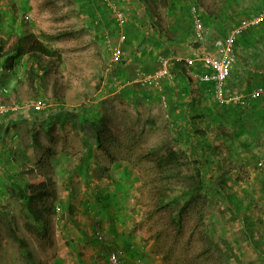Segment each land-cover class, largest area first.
<instances>
[{
    "label": "rangeland",
    "instance_id": "1",
    "mask_svg": "<svg viewBox=\"0 0 264 264\" xmlns=\"http://www.w3.org/2000/svg\"><path fill=\"white\" fill-rule=\"evenodd\" d=\"M211 1L205 0L208 4L207 8H214L211 5L213 3L210 4ZM261 1L247 0V2L253 3L254 8L250 16L263 10L264 6L261 5ZM218 4L220 8H229L228 0L225 4L220 1ZM238 5H241V2ZM89 8L90 4L85 0H0V39L3 40L5 49L11 45L21 28L25 32H32L38 36L39 34L54 35L59 32L69 33V37L59 40L47 41L40 37L39 40L51 49L60 52L62 61L56 63L52 78L60 83L65 96L78 100L76 104L92 102L93 96L100 97L98 93L106 69L103 67L106 59L102 56L101 46L91 43L86 32L89 18H91ZM22 24L24 25L22 26ZM214 24L206 25V47L213 39L224 36L223 33L215 30ZM242 61H244L243 56L238 55V63H243ZM17 68V74L21 76L29 74L25 61L20 62ZM14 77L17 78L15 75ZM253 77L250 79L256 80L257 83L264 86V76ZM29 78L28 75V80ZM4 80L5 76H0V87L7 90V95L8 89L5 84H2ZM244 84L242 86L246 88L253 85V82L245 81ZM234 86L235 83H228L229 90L236 91ZM39 87L41 88L39 97L35 96L34 98L52 100L50 84L43 88L42 82H40ZM29 100L34 101L33 99ZM212 101L215 105H219L213 99ZM25 103L27 102L23 101L22 106H25ZM2 104L4 103L2 102ZM94 105L99 114L109 110L106 119L111 138L107 139L106 146L118 162L110 163L108 157L95 147L94 131L86 124H82L79 131L76 129L79 135L78 132H74L76 133L74 135L71 130L65 129L64 139L62 134L56 130L50 137L53 136V139L48 138L42 132L41 141L44 144H49L54 151L48 162L47 170L50 179L55 184L57 194L53 203V213L49 216L52 227L51 241L34 239V235L27 234L24 227L26 218L20 208V200L8 193L2 194L0 195V250L3 245L8 260L4 253H1L0 264H54L55 261L57 264H72V259L69 256L70 250L64 259L60 257V252L66 248L65 241L60 237L59 229L64 219H68L64 224L69 237L70 235H79L78 232L82 229L78 227L81 226L91 230L90 223L93 221L101 223L100 218L110 222L109 218L114 217V214L122 224L118 229L123 232L131 230L132 225L142 217H148L151 208L148 204V187L141 188V175L143 172L147 173L144 171L146 165L141 163L134 167L124 158L128 156L135 160L143 150L155 146H161V151H164L165 148L180 151L182 141L178 139L175 141V136L172 135V139H169L170 132L163 125V116L158 115L162 109L164 110L163 107L156 110V115L152 110H147L138 111L139 113L134 116L133 106L126 102L118 105L115 101L99 100L98 98V101L94 100ZM134 107L139 110L144 109V107L140 108V104H136ZM116 111H121V113L115 115ZM60 112L56 116L61 117L60 121L71 122L78 126V112L72 114L68 111ZM257 121L253 122L254 128H258L257 136L254 139L258 145H255L252 152L254 160L247 153V143L246 150L242 148L245 144V137L244 134L242 137L239 136L243 132L238 131V134L234 135V131L226 123L223 126L219 122L213 123L211 116L205 122L208 124L207 134H209L211 144H221L219 150L223 157L220 164L222 170H227L226 177L229 179L227 192L230 194L231 204L234 206V203L240 210L250 213L256 222V227H253L256 239L259 238L260 245L264 246V176H261L254 167L256 159L264 160V155L260 154L264 148V144H260V141L264 143V136L260 140V135H263L262 124ZM47 124H49L48 121H46ZM172 133L175 135L174 132ZM82 138L86 141L87 146L82 144ZM184 152L185 162L180 167L183 179L181 177L180 182L173 188V195L189 186L191 180L188 175L194 172L192 161L187 159L186 162V158L191 156L189 147ZM217 155L219 156V154ZM81 157H88L89 164L86 168H77ZM217 164L215 163V166ZM102 169H107V172L104 173ZM99 176L100 179H98ZM64 188L69 190L64 192ZM204 194L205 192L201 193L200 197L183 215L180 234L176 232L177 229L173 226L168 215H150L146 225L133 232L136 237L135 241L139 242L135 249L137 253L134 257V264H211L210 261H193L203 247L200 235L202 228L208 230L209 238L219 247L224 248L225 245H229L242 260L254 259L253 250L249 248V244L238 232L239 222L231 221L228 218L229 214L223 209V201L215 195L204 196ZM172 203L174 204V200ZM95 207L101 214H99L100 216L94 213ZM199 209L203 214L201 219L197 213ZM4 214L8 215V219ZM7 221L17 228L28 243L32 253L29 260L23 259L16 243L7 237L9 235ZM99 223L92 226L95 227ZM120 248L122 247L120 246Z\"/></svg>",
    "mask_w": 264,
    "mask_h": 264
},
{
    "label": "crops",
    "instance_id": "2",
    "mask_svg": "<svg viewBox=\"0 0 264 264\" xmlns=\"http://www.w3.org/2000/svg\"><path fill=\"white\" fill-rule=\"evenodd\" d=\"M85 1L90 4L89 11L91 15L88 29L86 28L87 35L91 43L101 46L104 53V55L102 53V56L106 59V62L103 63V67L106 69L105 73H103L102 85L98 93L100 100L108 99V101H115L118 105L126 102L133 106L134 116L139 113L138 111L147 110H152L154 115H156V110L159 107H163L164 110L162 109L158 115L163 116V125L170 132L169 139L175 136V141L177 139L182 141V146L180 147L182 152L187 150L188 144L190 145L193 139L196 140L203 137L209 140V134H207L208 124L205 121L209 120L211 114L214 116L215 103L211 99L208 87L194 79V75L204 69L198 64L189 63L202 50H206L205 41L199 44L193 37L192 14L190 13V7H193L192 1L111 0L114 6L125 15V24L121 28L115 26L113 14L104 7L100 0ZM219 1L223 4L226 2V0H212L210 4L213 3L211 5L214 8H207L208 4L206 2L209 1L197 0V3H195L205 29V38L206 25L208 26V24H214L215 22V30L225 35L228 30L233 28L235 23L237 24L240 20L250 17V14L254 11L253 3L247 2V0H228L229 8H220ZM240 2L241 5H238ZM261 5L264 6V0L261 1ZM233 14L239 15L238 17H232ZM227 16L234 18V23H231L232 26L230 28L228 26L225 27ZM237 18H239L238 21H236ZM250 27L245 38L239 37L235 43L236 63L228 79V83H235L234 89L239 93L241 92V94H246L252 88L258 86L256 80L250 79V77L264 76V73L262 75L258 74V70L264 71V22ZM120 33L125 37V40L120 43V61L116 65H111L109 53L102 41L104 37H108L111 42L117 43ZM238 55L243 56V63H238ZM159 56H171L174 58V61L169 65L170 77L162 78L158 88H141L134 84L133 80L137 71L147 74L157 72L160 68ZM22 61L24 62L25 60L22 59ZM177 67L182 68L184 71L180 72ZM17 70L18 68L15 67L13 71L5 75V80L2 83L8 89V94L4 96L2 102L6 105H14L17 109L7 115L0 116V195L7 194L8 190H10L9 182L7 181L8 177H13L11 179L16 184L13 190H16L18 189L17 186L23 187L29 179L36 175V170L32 171V164L25 161L23 154L30 143L32 129L34 128L33 131H40L39 136L42 139L41 133H45L47 128H49L45 122L48 114L47 110H32L22 106L23 101H26V99H45L34 98L35 89L37 88L34 84L35 82L29 84L28 75L21 76L17 74ZM187 76L191 77L194 83L198 85V87L194 85L193 96L191 95ZM245 81H252L253 85L245 88L242 86ZM136 104H140V108L144 107V109H136L134 107ZM225 106L228 107L229 111L231 106L229 104ZM251 108L252 106L247 104L243 109L244 126L235 125L232 128V131L243 132L242 134L240 133L239 137L244 134V147H246L247 143L250 153L253 152L255 145H258L257 142H254L251 135L253 123ZM63 109L65 110L66 108H63L62 105H56L54 111L57 114L61 113L60 111H64ZM75 112H77L75 109L68 110V113L71 114ZM107 112L103 113V115L106 114L107 116L109 114ZM114 113L118 115L121 111ZM60 125H64V128L72 131L74 123L64 122L63 124H58L56 125V132L60 131ZM259 138L262 140L263 135H260ZM260 144L264 143L260 141ZM260 154L264 155V148ZM13 190L8 194L12 195V193H15ZM12 196L15 197L14 194ZM96 210L97 207L93 210L94 213L99 215L100 213L98 210L96 212ZM115 216L116 214H114V217L109 218L110 222L103 221L101 218V223H94L93 221V224L91 222V230L82 226L78 227L82 229L78 232L79 235H70L69 237L67 227L64 224L67 220L62 221L63 224L59 226L60 237L68 243L63 250H67V255L70 250L69 256L72 259V264H109L108 254L112 248L122 249V252L125 250L123 253L124 264H134V257L137 253L135 249L138 247L137 244L139 242L135 241L136 237L133 233H130V230L123 232V230L118 229L122 224ZM25 218L24 226L29 224L40 228L31 219L26 216ZM102 222L104 223L102 224ZM96 223L99 224L95 227L92 226ZM68 228L70 227L68 226ZM98 228L104 232L107 245L97 240L95 232ZM25 232L30 234L27 231ZM9 239L11 238L9 237ZM34 239L38 238L35 236ZM4 241L6 242V240ZM62 251L60 252L61 254ZM1 253H4L6 258L3 245L0 255H2ZM6 259L8 260V258ZM54 264H57V261Z\"/></svg>",
    "mask_w": 264,
    "mask_h": 264
},
{
    "label": "trees",
    "instance_id": "3",
    "mask_svg": "<svg viewBox=\"0 0 264 264\" xmlns=\"http://www.w3.org/2000/svg\"><path fill=\"white\" fill-rule=\"evenodd\" d=\"M191 1L192 5L196 8L197 5L195 3H197V0ZM259 12L260 11L257 13ZM238 15L239 14H233L232 17H238ZM227 17L228 18L225 19V27L228 26V28H230L232 26L231 23H234V18H229L231 16ZM238 20L239 18L236 19V21ZM242 20H240V22ZM24 21L21 22L24 23ZM237 24L235 23L233 27H235ZM23 25L24 24H22V26ZM248 30L249 28L243 31L240 35V38H245ZM69 36L70 35L67 32H59L54 35L39 34L38 36L32 32H25L21 28L7 49L4 48V42L2 39H0V76L4 77L13 71L14 68L19 65L21 60L24 59L29 70V84L35 82V86L37 87L38 85L40 86V82H42L43 88H46L48 84L51 86L49 88L51 89L52 100L45 99V104L47 107L42 109L48 110L45 122L48 120L49 124H47V126H49V128H47L45 132L46 136L50 138L56 129V125L64 123L63 121H60V117H56L57 114L54 111L56 105H62L63 108H66V111L75 109L79 113V127L75 126V124L73 125V134L76 135L79 129L82 128V124H86L88 128L93 129L94 131L93 139L95 147L108 157L110 163H116L118 161L113 158L111 152H109V149L106 146L107 139L111 138L108 122L106 119L107 116L99 114L95 108V105L93 106L94 100L98 101V98L100 100V97L96 95L98 98H95V96H93L91 100L92 102H88L91 104L83 102H81V104H76L78 100L76 98H69L65 96V94L62 92L60 83H58L55 79L53 80L52 78L53 74L55 73L56 63H61L62 61L61 54L59 51L51 49L42 41H40L39 37L47 41H54ZM177 68H179L180 72L184 71L180 67ZM187 80L190 86L191 95L193 96L195 91L194 85L196 87H198V85L194 83L193 79L189 76H187ZM257 85L261 86L262 84L257 83ZM39 86L38 89H35V93L37 94H35V96H38V94L41 92V88ZM206 86L209 90V86ZM5 95L6 94L0 95V104L4 106H6V104H2V101ZM29 101L31 100H26L24 102ZM247 104L252 106L251 109L253 122L258 120L257 122L262 124L261 131H263L264 136V97H260L257 100L248 101L245 106L230 104L229 106L231 107L229 111L228 107L225 106L226 104H219V106L215 105L214 116L211 114V119L213 123L219 122L222 124V126L224 123H226V125H228L231 130L235 125L243 127V109L247 106ZM26 107L33 110L32 106L26 105ZM11 111L12 110L5 113L4 115H7ZM65 129L66 128H64L63 125L59 131V133L62 134L63 139L65 138ZM76 129H78V131H76ZM33 130L34 128L31 131L30 143L25 149L23 157L27 163L32 164V171L35 169L36 175L29 179L23 187L17 186L18 189H16L15 193H12V195L14 194L21 201V208L25 216L28 219H31L34 224H38L40 226V228H38L36 226L25 224V231L31 235H35L39 239H45L47 242H50L52 227L50 225L49 216L53 213V203L56 200L57 194L55 191V184L50 179L47 170L48 162L52 158L54 151L49 144H44L41 141L39 136L40 131ZM253 132L256 133L254 134ZM257 132L258 128H254V124L252 123L251 135L253 139L256 138ZM237 134L238 131H234V135ZM219 137H221V134H219ZM50 139H53V136ZM192 141L193 142L190 145L188 144L191 156L190 158H186V162L187 159L192 161L191 163L193 164L194 172L191 175H188L190 176L189 178L191 180V182L188 184L189 186L182 188L176 195H173V188L180 182L181 177L183 179L180 167L185 162V152L177 151L172 148H165L164 151H161V146H155L143 150L135 160H132L128 156L124 158L134 167L141 163L146 165L144 171L147 173L145 174L143 172L141 175V188L143 189L144 187H148V204L151 206L148 217L152 214L168 215L171 218L173 226H175L177 229L176 232L180 234L183 215L187 212L188 208L200 197V194L205 192L204 196L215 195L219 197L221 201H223V209H225V212L229 214L228 218L231 221L239 222L240 225L238 232L243 236L244 241L249 244V248L253 250L255 258L252 260H242V258L233 252L229 245H225L224 248L219 247L209 238L207 234L208 230L202 228L200 235L203 247L200 253L196 254V259L193 261H210L211 264H264V246L260 245L258 240L259 238L256 239V235L253 231V227H256L255 220H253L248 211H242L234 203V206L231 204L229 196L230 194L227 192V181H229V179L226 177L227 170H222V165L220 164L223 157L219 150L221 144L213 145L207 138L203 137L201 139H193ZM81 142L84 146H87L86 141L83 138L81 139ZM242 148L246 150V147L242 146ZM247 153L249 157L254 160V156L252 153H250L248 148ZM217 154H219V156ZM88 157H81L79 163L77 164V168H86V166L89 164L87 161ZM257 161L258 159L255 160L254 167L262 176V172H260L256 166ZM215 163L219 164L215 166ZM103 171L106 173L107 169H104ZM11 178L13 177L7 178L10 187L8 193H11L14 189L13 187H16L14 180ZM100 178L101 177L99 176L98 179ZM68 190V188H65L64 192ZM173 200L174 204L172 203ZM197 213L201 219L203 215L201 214L202 210L199 209ZM4 215L8 219V215ZM148 217L144 216L138 222L134 223L131 227L130 233H133L137 229L146 225L148 222ZM7 223V232L9 233L11 240L16 243L17 249L20 252L19 254L23 256V259L29 260L32 257V253L28 247V243L25 241L23 235L19 233L17 228H15L12 224H9L8 221ZM64 243L68 245V243ZM66 255L67 250H63L60 257L64 259Z\"/></svg>",
    "mask_w": 264,
    "mask_h": 264
},
{
    "label": "built area",
    "instance_id": "4",
    "mask_svg": "<svg viewBox=\"0 0 264 264\" xmlns=\"http://www.w3.org/2000/svg\"><path fill=\"white\" fill-rule=\"evenodd\" d=\"M104 7L113 14L114 23L117 28H121L125 24V15L122 11L118 10L111 0H100ZM192 14V33L196 42L202 44L205 38V29L202 24V19L197 9L193 6L190 7ZM264 21V9L259 13L251 16L246 20H242L235 27L231 28L222 37L213 39L206 50H202L200 54L195 56L189 63L198 64L204 70L194 75V79L200 84L209 86L212 99L218 104H234L245 106L248 101L257 100L264 97V87L257 86L252 88L246 94H241L237 91H229L227 89L228 79L230 77L232 68L236 63L235 43L243 31L250 26H255ZM125 40L123 34L118 35V42L114 43L108 37L103 38V45L109 53L110 64L116 65L120 61V43ZM158 61L160 68L157 72L147 74L137 71L133 83L141 88H158L161 79L170 77L169 65L174 61L171 56H159ZM264 71L258 70V74L262 75ZM7 90L0 87V95L6 94ZM25 106H32L33 109L42 110L47 107L45 100H34L24 104ZM16 106H4L0 104V115H4L10 110H16ZM256 166L264 176V160L258 159ZM97 240H100L104 245L106 237L101 229L95 232ZM109 264H124L123 252L118 248H113L108 254ZM145 264V263H141Z\"/></svg>",
    "mask_w": 264,
    "mask_h": 264
}]
</instances>
